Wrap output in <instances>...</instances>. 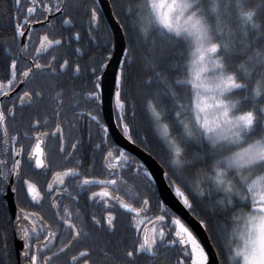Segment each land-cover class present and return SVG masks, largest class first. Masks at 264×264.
<instances>
[{"label": "snow or ice", "instance_id": "obj_1", "mask_svg": "<svg viewBox=\"0 0 264 264\" xmlns=\"http://www.w3.org/2000/svg\"><path fill=\"white\" fill-rule=\"evenodd\" d=\"M0 33V264H264V0H0Z\"/></svg>", "mask_w": 264, "mask_h": 264}, {"label": "water", "instance_id": "obj_2", "mask_svg": "<svg viewBox=\"0 0 264 264\" xmlns=\"http://www.w3.org/2000/svg\"><path fill=\"white\" fill-rule=\"evenodd\" d=\"M109 72H111V68L109 69ZM103 112H104V118L107 121L108 112H109V106H108V102H107V93H105V104H104ZM113 123H114V121H113ZM128 148L130 150H132L134 153H139V154H141V155H143L145 157L147 155L146 153H141V150L137 149L135 145H129ZM37 171H40V170H37ZM185 216L189 217V219L191 220L192 225L197 228L198 232H200V238L206 244V250L209 249L211 244H212V242L209 241V240L204 239L206 234L203 233L202 231H200V229L198 228V222L193 217H191V214H189L187 212H185ZM13 240H14V249L20 247V242L18 240H15V239H13Z\"/></svg>", "mask_w": 264, "mask_h": 264}, {"label": "flooded vegetation", "instance_id": "obj_3", "mask_svg": "<svg viewBox=\"0 0 264 264\" xmlns=\"http://www.w3.org/2000/svg\"><path fill=\"white\" fill-rule=\"evenodd\" d=\"M62 51H63L62 49L59 50V52H62ZM95 132H96V129H95V126L93 125V134L94 135H95ZM29 143L30 142L25 141L26 147L29 145ZM86 145H87V141H85V147H86ZM30 175H32L33 179L38 183V186H40L42 188L46 186V181L51 178L50 174L46 176V175L41 174V172L37 171V170H35ZM35 210L42 211L43 214H46L48 216L51 215V213L48 211V201H47V199L44 201L43 208L35 209ZM149 215H151V213ZM120 219H121V221L124 220L123 217H121ZM145 227H147V225H145ZM13 244H14V240H13Z\"/></svg>", "mask_w": 264, "mask_h": 264}, {"label": "trees", "instance_id": "obj_4", "mask_svg": "<svg viewBox=\"0 0 264 264\" xmlns=\"http://www.w3.org/2000/svg\"><path fill=\"white\" fill-rule=\"evenodd\" d=\"M3 35L4 34L0 33V36H3ZM8 35H10V33ZM9 243H10V247L14 249L13 239H10V242Z\"/></svg>", "mask_w": 264, "mask_h": 264}]
</instances>
